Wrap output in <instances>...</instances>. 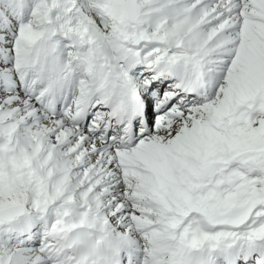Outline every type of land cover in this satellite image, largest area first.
Wrapping results in <instances>:
<instances>
[{"label": "snow or ice", "instance_id": "snow-or-ice-1", "mask_svg": "<svg viewBox=\"0 0 264 264\" xmlns=\"http://www.w3.org/2000/svg\"><path fill=\"white\" fill-rule=\"evenodd\" d=\"M0 264H264V0H0Z\"/></svg>", "mask_w": 264, "mask_h": 264}]
</instances>
